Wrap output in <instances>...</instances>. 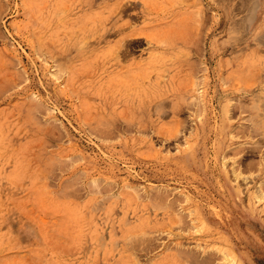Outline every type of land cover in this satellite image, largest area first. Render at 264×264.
<instances>
[{
  "label": "rangeland",
  "instance_id": "1",
  "mask_svg": "<svg viewBox=\"0 0 264 264\" xmlns=\"http://www.w3.org/2000/svg\"><path fill=\"white\" fill-rule=\"evenodd\" d=\"M263 188L264 0H0V264H264Z\"/></svg>",
  "mask_w": 264,
  "mask_h": 264
},
{
  "label": "bare ground",
  "instance_id": "2",
  "mask_svg": "<svg viewBox=\"0 0 264 264\" xmlns=\"http://www.w3.org/2000/svg\"><path fill=\"white\" fill-rule=\"evenodd\" d=\"M256 130V129H255ZM254 131V130H253ZM243 147V146H242ZM233 151V150H232ZM242 168V167H241ZM76 177V176H75ZM78 177V176H77ZM260 188H262V187H260ZM93 189V188H92ZM264 189V188H263ZM78 194V193H77ZM153 197V196H152Z\"/></svg>",
  "mask_w": 264,
  "mask_h": 264
}]
</instances>
